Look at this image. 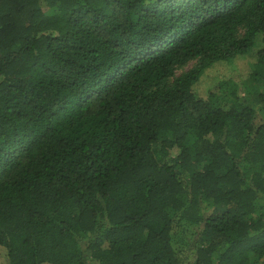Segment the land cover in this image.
Listing matches in <instances>:
<instances>
[{
  "label": "trees",
  "instance_id": "trees-1",
  "mask_svg": "<svg viewBox=\"0 0 264 264\" xmlns=\"http://www.w3.org/2000/svg\"><path fill=\"white\" fill-rule=\"evenodd\" d=\"M0 264H264V0H0Z\"/></svg>",
  "mask_w": 264,
  "mask_h": 264
}]
</instances>
